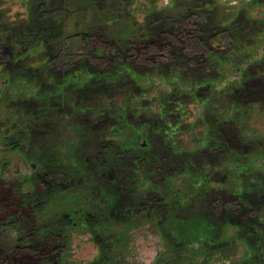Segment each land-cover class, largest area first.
<instances>
[{
    "label": "rangeland",
    "instance_id": "rangeland-1",
    "mask_svg": "<svg viewBox=\"0 0 264 264\" xmlns=\"http://www.w3.org/2000/svg\"><path fill=\"white\" fill-rule=\"evenodd\" d=\"M168 32L221 42L190 59H161L151 39ZM77 33L94 42L81 53L67 39ZM6 118L28 125L30 141L25 151L9 149L0 133V200L18 183L35 190L37 164L26 158L34 151L55 155L77 177L39 213L9 209L16 221H0V264H36L15 251L19 240L36 231L52 247L43 227L64 214L71 223L61 264L98 260L96 236L107 247L104 264H264V0H0ZM105 140L114 157L101 169ZM138 150L188 172L174 180L162 228V215L141 207L157 187L143 181ZM123 168L119 179L107 178ZM221 205L230 214L215 218ZM239 213L243 225L233 218Z\"/></svg>",
    "mask_w": 264,
    "mask_h": 264
},
{
    "label": "trees",
    "instance_id": "trees-1",
    "mask_svg": "<svg viewBox=\"0 0 264 264\" xmlns=\"http://www.w3.org/2000/svg\"><path fill=\"white\" fill-rule=\"evenodd\" d=\"M194 21L195 20L187 22L188 25L191 24L190 27L192 29L197 26V24L193 26ZM184 33H188L187 30H185ZM168 36L169 37L166 38L156 36L151 39L153 49L156 51V56H160L161 59H164V57L167 58L168 56H176V53H182L185 57L190 59V57L192 58L194 54L201 53L202 48H205V44L217 46L221 42V39H218L216 35L207 37L206 39H199L198 37L193 39L192 34H187V37L182 40H177V38L169 32ZM67 39L75 53H81L87 50L89 46L94 43L92 37L85 33H77ZM187 49H189L188 52ZM97 62L98 64L103 65L105 64V58L103 56H99ZM0 133L4 135V146L9 149L25 151V149L29 146L30 129L28 125L21 126L19 124H13L6 118L5 120L0 121ZM105 141L99 150V168H107V166L109 167L110 163L113 162L114 154L112 153V143L110 140ZM214 146H217L216 148L219 147L218 144H215ZM26 158L33 160L34 163L37 164V166L32 164V168L35 166L37 167L34 173L35 190L32 192H22V185L20 183L12 186L11 189L13 196L10 197V195H7L5 200H0V221H4L7 218L9 223H14L16 221V216L9 214V209L12 207H15L16 209H29L32 213H39L56 192L68 190L71 186H73L71 183L73 184L76 180L75 178L77 177V173L72 172L68 166L61 165L59 160L55 158V155L49 154L45 150L37 152L34 151L31 154H27ZM134 159L135 161H138V165L141 168L143 181L154 184L157 187V190L153 189L146 192L144 200L141 203V207L146 210L150 208L154 210L156 214L162 215V218L159 221V226L161 225L160 227L162 228L166 221L168 212L170 211V204L174 199V180L180 173H186L187 171H185L184 168L176 171H169L167 164L165 163V159H163L162 162L154 151L149 155L146 152L138 150L135 152ZM125 170L126 169L123 168L119 171H111L108 173L107 178H112L114 180L117 178L119 179L120 175L123 174ZM120 171L123 172L121 173ZM105 175L106 172H102L100 179H97H99V181L102 180L101 182H103ZM121 187L122 188L119 190V194L123 196L124 201H127L129 198V192H127L123 183L121 184ZM203 189L204 193L216 192L211 191L213 188L205 185ZM172 191L174 192L172 193ZM7 198H10L11 202L8 201ZM217 211V214L213 211V216L215 218L217 217L216 215L225 216L226 214H230L229 211H226L223 208V205H221V209ZM242 215L243 214L239 213V216L233 215V218L237 221H241L239 224L243 225V223L245 224L246 222L242 220ZM240 217H242V219H240ZM87 220L90 221V217H87ZM255 222L258 223L257 221ZM70 223L71 218L69 215L64 214L56 219L54 224H51L49 228H47V226L43 227V229L52 233L50 234L54 238V244L52 247L43 246L38 240V233L36 231H32L27 234L25 239L19 240V243H22L17 246L15 251L18 255H30L36 264H61L59 254L62 250L61 245L65 237L64 230L70 225ZM242 235L246 237L248 233H242ZM165 239H167L169 246L173 247L175 250L181 249L184 245L182 243L177 244V236L174 235H170V237L165 235ZM101 240L102 238L99 236L95 237V241L100 247V255L99 259L95 260L92 264H104L108 261L107 247L101 242Z\"/></svg>",
    "mask_w": 264,
    "mask_h": 264
}]
</instances>
